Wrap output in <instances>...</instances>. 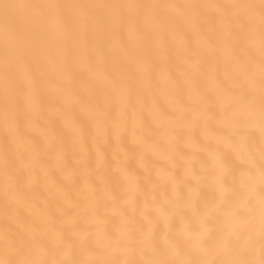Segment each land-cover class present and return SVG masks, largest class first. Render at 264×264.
I'll return each instance as SVG.
<instances>
[{"label": "clouds", "instance_id": "9594fccd", "mask_svg": "<svg viewBox=\"0 0 264 264\" xmlns=\"http://www.w3.org/2000/svg\"><path fill=\"white\" fill-rule=\"evenodd\" d=\"M225 21L227 34L219 30ZM178 32L184 35L182 48L173 40ZM220 35L233 41L230 58L196 47V39L204 36L218 49ZM262 42L264 0H0V264H121L125 260L126 264H178L182 256L188 257V264H264V205L256 203L264 193ZM193 53L199 63L182 75L184 60ZM81 57L86 58L84 66L77 64ZM211 65L216 66V87L205 78ZM145 67L148 72L142 71ZM254 67V81L235 89L222 108L217 105L218 88H230L232 80ZM161 70L169 73V81L158 79ZM93 72L105 78H96ZM64 73L67 78L61 79ZM189 81L199 90L192 99L185 94ZM168 96L178 98L183 110L174 111ZM70 97L76 99L69 103ZM85 106L102 113L99 126L83 110ZM153 106L169 115L168 124H155L148 110ZM205 106L209 118L185 128L184 122ZM237 110L229 124L217 123ZM68 120L80 128L75 143ZM118 120L125 128L117 137L113 123ZM205 129L224 137V142L206 140ZM133 135L162 152L170 150L169 137H174L176 154L171 160L160 159L152 149L136 143ZM188 136L207 146L192 161L197 174L205 177L195 207L203 210L217 197L212 178L218 169L208 154L214 151L227 168L223 182L228 191L221 208L246 203L251 210L239 209L241 220L222 243L218 241L227 231L225 216L208 215L210 232L199 247L177 231L182 220L192 232L201 231L191 209L173 215L168 225L149 210L152 232L145 242L148 222L138 212L142 193L154 183L158 202L172 193L170 183L156 175L157 169L176 177L182 195L193 183L183 173L181 158L192 152L184 144ZM58 150L63 158L57 163ZM29 160L33 162L28 164ZM118 167L136 177L137 192L132 203L112 214L106 209L113 199L128 195ZM42 168L47 169L46 177ZM69 168L74 172L67 181L64 171ZM242 173L245 182L248 176L257 181L255 193L241 187ZM49 180L62 191L56 193ZM85 181L91 190H83ZM91 216H101L103 224H90ZM124 217L131 218L128 232L117 240L116 229ZM69 218L74 222L66 223ZM98 228L112 239L106 243ZM54 231L59 234L54 236ZM79 232L87 235L81 237ZM165 240L174 243L175 251ZM123 248L129 249L126 256L119 251Z\"/></svg>", "mask_w": 264, "mask_h": 264}, {"label": "snow or ice", "instance_id": "6c2138e0", "mask_svg": "<svg viewBox=\"0 0 264 264\" xmlns=\"http://www.w3.org/2000/svg\"><path fill=\"white\" fill-rule=\"evenodd\" d=\"M210 7H215V5H210ZM59 22H57V25ZM219 30L221 33L227 34V22H222L219 25ZM217 39L220 41V46L218 49H215L213 44L209 42L207 37L200 36L196 39V47L198 49H205L209 51H218V54L221 59H228L232 56V51H233V41L226 39L225 35H220L217 37ZM173 40L175 41L177 47L182 48L184 46V35L183 33H175L173 35ZM264 44V42H262ZM199 63V58L198 56L193 53L191 57H186L184 60V64L186 65V68L181 69V74L182 75H187V69H192L194 68L197 64ZM78 66H84L86 64V58L81 57L77 61ZM142 71L148 72V68H142ZM259 71L261 74H264V65L259 66ZM255 67L253 70L250 71H244L241 73L240 79L232 80L231 82V87L230 88H218L217 94H216V104L219 105L221 108L228 103L234 95V90L241 88L245 83L251 84L254 81L255 78ZM92 75L96 78H105L103 76V73L101 72H93ZM227 75V73H226ZM158 79L161 81H169L170 76L169 73L166 70H161L159 73H157ZM67 78V73L62 74L61 79ZM206 80L209 83V85L216 87L217 86V81H216V66L211 65L209 66L207 73H206ZM186 96L189 99L195 98L199 95V90L195 86V84L191 81L188 82V87L185 91ZM169 103V106L174 110V111H179L183 110L184 104L176 97L173 96H168L166 97ZM75 97H70L67 102H72L75 100ZM138 103L143 104L142 98H138ZM34 102L30 101L29 106H33ZM90 117H93L94 119L97 120V124L99 126L100 123V117L102 116V113H99L94 106H85L83 109ZM150 113L153 116L155 124L159 126H164L168 124L170 117L168 114L160 112L158 109L155 108V106L151 107L148 109ZM239 110L237 112L232 113L229 117L222 118L217 121V123L221 126L229 124L232 120L235 119V117L238 115ZM210 116V113L205 106L199 111H196L193 113L191 119L187 120L184 122V127L185 128H191L192 125L199 119H208ZM137 117L135 116L134 112V124L137 121ZM66 126L71 129L72 132V140L73 142L79 141L80 138V128L78 124L75 121L68 120L66 121ZM125 128V124L122 120H118L113 123V130L114 134L118 137L120 132L123 131ZM262 133H264V128L261 129ZM102 131L99 130L98 127V135H102ZM203 135L206 140L210 139L212 141H215L216 143H221L224 142L225 138L218 136L214 131L211 129H205L203 132ZM46 139H52L51 137L46 136ZM132 139L136 142L142 145L145 149H152L154 154L158 156V158L163 159V160H171L173 156L176 154V146L173 143L174 137H169V143L171 144V148L169 151L162 152L157 149L152 148L151 145H147L144 141L143 137L140 136H135L133 135ZM243 140V138H242ZM19 143L23 145L25 141L23 139H20ZM184 144L189 147L192 152L189 155H184L181 158L184 160V165H183V173L185 176H190L193 183L189 184L186 186V195H182L178 190H177V179L176 177L170 173L167 172L164 169H157L156 175L161 179L163 182H168L171 185V196H165L161 201L156 200L155 196V190L157 188V185L154 183L152 185L151 190L145 191L142 193L143 196V205L138 209L139 215L144 217V219L148 222V228L147 230L143 233V240L145 242H149L151 238V232H152V221L151 218L146 214L149 210L154 212L156 217L161 221L163 224L168 225L171 217L173 215H178L182 216V211L184 209H191L193 216L197 219V221L200 224L201 231L199 232H192L191 231V226L188 222H182L178 226L177 231L181 234H183L185 237H190L193 242V247H199L201 241L208 236L210 229L208 228V225L206 223V218L208 215H210L213 212H222L223 215L225 216V227L227 228V231L223 233V235L220 238V241L218 243H222L224 240L227 239V237L231 234V231L233 228L240 222L241 217L238 215V211L241 207L247 206L246 203H241V204H229L226 205L223 209L221 208V205L224 204V195L225 192L228 191L227 186L223 182L224 175L227 171L226 166L221 162L219 155L214 152V151H209V157L211 158L213 162V166L217 167L218 171L217 174L212 178V183L214 184L217 192V197L214 201L209 202L207 205H205V209H197L194 205V201L199 194V186L202 182V180L205 179L204 176L197 174V172L193 169L192 166V161L195 157V153L199 152L201 150H206V145L197 143L194 141L190 136L185 137L184 139ZM243 147V143H241L240 148ZM82 152H86L85 149H82ZM237 152H239V148H237ZM97 153L98 156L100 155L99 149L97 148ZM63 158V153L62 151H57L55 153V161L58 163L61 161ZM84 159V156H81V160ZM33 160H29L28 164H31ZM28 166V165H25ZM118 170L123 177L125 181V191L128 193V195L120 200L113 199V203L111 208L106 209V212L108 213H119L121 208L124 205L130 204L134 201L136 192H137V182H136V177L129 173L126 168L124 167H118ZM74 169H67L64 171V177L65 180L70 181L72 176H73ZM42 175L45 177L48 175L47 169L42 168L41 169ZM245 174H241V187L245 189L246 192L248 193H255L256 192V183L257 181L251 177L248 176L247 182L243 180V176ZM34 178L30 177L29 178V183L32 182ZM261 182H264V174H261L260 178ZM49 185L54 188L56 193H59L62 191V188L58 185H55L53 181L49 180ZM83 190L89 191L91 190V185L87 183V181L84 182L83 184ZM110 198L111 194L106 193ZM151 201V203H150ZM69 204H71V201H68ZM256 203L264 205V193H261L258 195ZM92 205L90 204V207ZM249 210H251V206H247ZM39 211V209H37ZM74 220L72 218H69L66 220V223H73ZM92 225H101L103 224L104 220L101 216H91L88 221ZM131 222L130 217H124L121 219L119 226L116 229L117 236L115 239L119 240L122 237H125L128 232V225ZM98 233L102 235V238L104 241L107 243L111 237L108 236H103L101 233V230L98 228L97 229ZM58 232L53 233L54 236L58 235ZM79 236L83 237L87 235V232H79ZM165 243L171 248L173 251H175V245L172 241L165 240ZM122 255L126 256L129 249L123 248L119 249ZM206 251V249L204 250ZM179 255V253H176ZM121 264H126V260L122 261ZM149 264H152V262H149ZM178 264H188V257L187 256H182L180 257Z\"/></svg>", "mask_w": 264, "mask_h": 264}]
</instances>
